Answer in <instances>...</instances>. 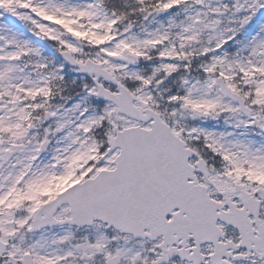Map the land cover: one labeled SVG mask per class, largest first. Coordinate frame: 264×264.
Wrapping results in <instances>:
<instances>
[{"label": "snow or ice", "instance_id": "snow-or-ice-1", "mask_svg": "<svg viewBox=\"0 0 264 264\" xmlns=\"http://www.w3.org/2000/svg\"><path fill=\"white\" fill-rule=\"evenodd\" d=\"M0 264H264V0H0Z\"/></svg>", "mask_w": 264, "mask_h": 264}]
</instances>
